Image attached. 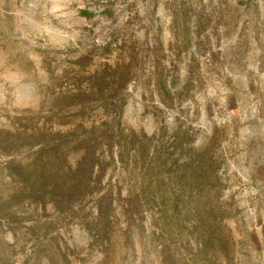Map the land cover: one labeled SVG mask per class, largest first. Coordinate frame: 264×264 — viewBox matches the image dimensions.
I'll return each instance as SVG.
<instances>
[{
  "label": "rangeland",
  "instance_id": "374dc122",
  "mask_svg": "<svg viewBox=\"0 0 264 264\" xmlns=\"http://www.w3.org/2000/svg\"><path fill=\"white\" fill-rule=\"evenodd\" d=\"M0 264H264V0H0Z\"/></svg>",
  "mask_w": 264,
  "mask_h": 264
}]
</instances>
